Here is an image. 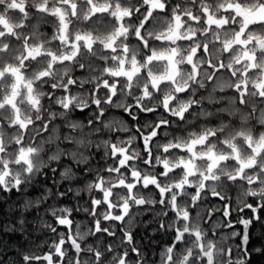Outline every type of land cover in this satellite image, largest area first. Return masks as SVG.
<instances>
[{
    "label": "snow or ice",
    "instance_id": "snow-or-ice-1",
    "mask_svg": "<svg viewBox=\"0 0 264 264\" xmlns=\"http://www.w3.org/2000/svg\"><path fill=\"white\" fill-rule=\"evenodd\" d=\"M112 109L139 127L106 122ZM58 172L86 179L90 206L53 209L51 250L20 264H251L252 230L264 241V0H0V193ZM6 202L0 248L16 232ZM148 214L168 237L151 256L134 230Z\"/></svg>",
    "mask_w": 264,
    "mask_h": 264
},
{
    "label": "trees",
    "instance_id": "trees-1",
    "mask_svg": "<svg viewBox=\"0 0 264 264\" xmlns=\"http://www.w3.org/2000/svg\"><path fill=\"white\" fill-rule=\"evenodd\" d=\"M49 27H51V25ZM91 115L90 112H85L84 115L81 116L80 113L77 112L73 114L72 118L75 120H85ZM157 119L158 117L151 116L150 114H144L139 117L140 124ZM113 120H123L126 126L139 127V125L135 124L128 117L127 113L121 115L120 110L117 109H112L107 114L106 122ZM121 135L125 136V139H127L125 134L121 133ZM48 176L50 177L51 173H48ZM85 183L86 179L83 177L79 179L74 177L62 178L58 172L55 176V182L53 179L46 180L41 176L37 179V184L39 186L36 188H29L23 195H18L15 191L12 193H0V199L7 201L4 204L5 213L8 212L9 205L13 208L9 216V227L16 228L15 233H9L4 237V245L6 246L0 248V252H3L7 257L8 264H20L21 254L40 256L49 253L51 250L50 246L56 239L55 234H53L48 227V225L53 224L55 219L51 215L52 210H58L59 208L75 209L76 207L83 209L89 207V193L87 191H82L85 188ZM49 188L52 189V194L48 204L37 206L35 201ZM68 189H71V191H68ZM59 192H67V194L64 197H60ZM92 195L95 196L96 194L93 193ZM232 195L235 199V193H232ZM25 200L32 201L33 206L29 208L27 212L22 213L25 223L21 224V215H18L16 210L23 207ZM213 203H215V201H213ZM210 206V204L204 205V207ZM57 214L59 215L60 213L57 211ZM72 216L75 217L76 221L80 222L81 231H86L92 224L91 217H87L82 210L79 213L73 211ZM140 221H146L147 223H140ZM57 227L60 231H63L65 226ZM156 228L157 224L152 221L151 214L137 217V224L134 228V230L138 232L136 239L138 243L147 246L146 251L150 256L153 252L159 251L168 240L167 236L155 231ZM252 231L253 243L251 247L253 252L250 257L251 264H264V254H259L254 251L256 248L264 246V241L259 243L255 242L259 240L262 229L257 227ZM43 264H46V262H43Z\"/></svg>",
    "mask_w": 264,
    "mask_h": 264
}]
</instances>
